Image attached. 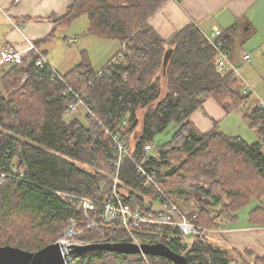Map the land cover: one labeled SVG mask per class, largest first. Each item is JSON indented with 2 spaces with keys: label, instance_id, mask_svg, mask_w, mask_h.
Returning <instances> with one entry per match:
<instances>
[{
  "label": "trees",
  "instance_id": "trees-1",
  "mask_svg": "<svg viewBox=\"0 0 264 264\" xmlns=\"http://www.w3.org/2000/svg\"><path fill=\"white\" fill-rule=\"evenodd\" d=\"M165 1L72 0L69 21L85 16L88 34L129 45L128 54L102 76H96L83 59L63 78L65 84L51 81V70L37 68L33 53L4 75L0 82V246L36 252L53 244L72 217L81 224L82 198H105L113 184L111 162L116 149L104 128L120 133L128 145L131 159L119 171L118 187L128 191L122 197L132 208L143 207L149 197L132 159L140 158L150 145L155 146V154L144 168L155 174L176 205L186 200L199 203L194 213L200 225L209 216L205 208L223 203V196L230 202L223 209L233 213L264 190V109L257 106L245 114L259 138L251 143L216 130L199 134L193 128L190 116L207 99L227 110L240 107L248 96L230 87L237 77L216 67L213 47L194 25L167 43L148 28L146 21ZM67 88L80 94L103 127L88 118L84 123L63 120L74 101ZM169 127L170 141L155 145V137ZM214 147L220 151L216 153ZM208 154L211 159L203 160ZM168 161L171 167L166 169ZM179 173L180 179L200 176L204 185L174 190L169 183ZM256 225H264V218ZM101 227L109 230L107 225ZM151 229L141 227L143 244L161 242L172 252L185 255L186 264L232 262L229 253L201 240L182 247L176 231L173 237L162 234L148 241L144 236ZM116 230L114 243L130 241L121 229ZM106 257L115 264L141 263L139 254L95 251L75 257L69 264H108ZM147 259L151 264H172L164 257ZM252 264H264V256Z\"/></svg>",
  "mask_w": 264,
  "mask_h": 264
},
{
  "label": "crops",
  "instance_id": "crops-1",
  "mask_svg": "<svg viewBox=\"0 0 264 264\" xmlns=\"http://www.w3.org/2000/svg\"><path fill=\"white\" fill-rule=\"evenodd\" d=\"M71 4L72 0H0V51L5 47L23 50L26 43L31 42L46 58L49 64L47 69L51 70L52 75L56 72L63 81L57 80L65 84L63 78L75 70L83 59H87L84 54L89 56L88 49L90 47L102 46L104 48L112 46V53L108 56V60L104 62V65L122 52L125 46L128 49L129 45L127 43L118 40L99 39L88 34L89 22L85 16L69 21L67 11ZM81 19L86 21H78ZM77 23L82 25H75ZM146 24L166 43L177 33L182 32L188 26L194 25L211 46V41L221 44L232 65L238 68L239 77L236 81L231 82L230 87L239 90L248 98L240 107H230L227 110H224L214 99H207L202 107L195 110L190 116V122L199 134H207L216 130L226 135L220 128H223L227 122H232V114L240 118V120L238 119L239 122L243 119L248 123L245 118L246 113L257 106L264 109V0H166L146 21ZM74 27L84 31L85 39L77 38ZM216 30H220L221 35L214 39ZM67 31L73 34H65ZM57 34L63 35L67 50L73 48L79 50L80 60L77 55L71 53L72 51H60L57 54L58 43H50ZM88 36L95 38V41ZM46 45L48 50L43 49ZM98 55L102 56L100 52H98ZM245 56H249V58L244 59ZM86 61L96 75L99 72L94 70L104 67V65H101V68L97 69L96 66H93L94 62L88 59ZM62 65H64L63 70L58 71L57 68L63 67ZM11 68L12 66L9 65H0V82ZM66 113L67 110L63 115V120L66 123L75 119L84 123L83 120L88 118L83 108L73 114L66 115ZM249 128L257 134L256 128L250 126ZM245 141L249 143V140ZM150 146L154 150L156 149L154 145ZM125 192L128 193V191ZM146 192L151 199L146 200L143 207L133 209L143 210L146 204L154 209L158 207L155 202V193L152 191ZM121 195L123 194L121 193ZM224 197L223 203L215 207L207 206L205 208L209 210L208 219L203 220L204 225H199L212 233L214 232V235H210L206 239V243L220 249H230V251L243 258L244 262L241 260L242 264H252L255 258L264 256V225H244L238 228L236 226L229 227L228 221H226V224L212 225L215 223L212 217L213 211L219 208L223 209L224 206L230 204L227 198ZM225 200L228 202L226 203ZM196 204H199L196 200H186L183 203L180 201L177 206L179 205V209L184 214L189 215L190 213L195 214ZM237 211L239 210L233 212L231 216H226V219H237ZM228 212L230 211H226L224 214L228 215ZM79 213L82 221L80 208ZM98 216V212L93 214V217L99 221ZM217 227L224 231L223 235L222 233L220 235L215 233ZM210 239H212V242H210ZM193 240L197 239H190L188 241L190 245ZM181 242L183 244L182 240ZM180 255L184 256L183 254Z\"/></svg>",
  "mask_w": 264,
  "mask_h": 264
},
{
  "label": "built area",
  "instance_id": "built-area-1",
  "mask_svg": "<svg viewBox=\"0 0 264 264\" xmlns=\"http://www.w3.org/2000/svg\"><path fill=\"white\" fill-rule=\"evenodd\" d=\"M220 35L221 31L216 30L214 32V39H217ZM211 44L213 47L216 67L220 71H230L232 77H239L238 68L232 65L222 45L216 41H211ZM127 51L128 49L125 46L122 49V52L118 53L111 61H109L105 69L117 64L118 61L122 59L123 55L128 54ZM31 53L36 56L35 66L37 68H49V64L44 55H42L31 42L26 43V47L23 50H16L13 47H5L2 49L0 51V65L14 66L20 64L22 63L24 57ZM247 58H249V56L244 57V59ZM105 69L100 71L96 76H102ZM56 79L63 81L62 78L54 72L50 77V80L55 81ZM24 80L25 79H23V81ZM67 92H71L73 94L74 101L69 104L66 115L73 114L79 108H83L85 110V114L90 120L102 126L96 115L84 104L80 94H76L70 89H67ZM104 131L116 149L114 160L111 162L114 167L112 187L109 193L102 200L98 197L94 199L82 198L80 200L79 208L83 219L81 222L82 224H79L76 218H71L65 231V238L77 241V235L81 233V230H78L81 228L79 225H84V228L91 229L99 228L101 224H104L111 227V233L107 239L102 238L94 241L97 244L103 242L112 243V237L114 236L113 234L116 233L117 228L119 230L121 229V231L130 238V243L139 246L144 243L142 240V231L140 230L143 226L151 227L153 229L147 232V235L149 236L143 235L144 237H148L146 238L148 241H155L158 238V235L162 234L168 237H173V231H176L182 239L184 248L191 247L190 243L186 240L187 237L204 241L205 239L198 238L210 233L211 231L201 227L196 222V214H193L188 218L187 215L184 214L172 201V199L165 194L160 187L155 174L144 168L145 162L155 154V150L151 146H147L143 150L140 158L132 160L135 165L136 175L141 181V187L145 191H152L155 193V202L158 204V207L154 209L149 204H146L145 209L143 210L133 209L124 201L118 187V176L124 162L127 159H131V155L128 150V145L120 133L106 128H104ZM98 208L100 209L98 213L99 221L93 217V214L98 212ZM63 244L65 245L66 242L63 241ZM73 244L80 245L84 243L74 242ZM64 245H61L63 252V247H65ZM139 255L142 259L140 264H150L146 255Z\"/></svg>",
  "mask_w": 264,
  "mask_h": 264
},
{
  "label": "rangeland",
  "instance_id": "rangeland-1",
  "mask_svg": "<svg viewBox=\"0 0 264 264\" xmlns=\"http://www.w3.org/2000/svg\"><path fill=\"white\" fill-rule=\"evenodd\" d=\"M78 21H86V20L85 19H81V20H78ZM75 25H82V24H78L77 23ZM74 28L76 29L74 33L77 36V38H84L85 37L84 36V31L79 30L78 27H74ZM69 33L73 34L72 32H69V31L65 32V34H69ZM88 37H90L91 40L95 41V38H93L92 36H88ZM50 43H58L59 48L57 49V54H59L60 51H72L71 53H73L74 55H77V58L79 57V60L81 59L80 55H79V50L74 49V48L71 49V50H67L66 44L63 41V35L57 34L51 40ZM113 43H115V42H113ZM43 49L44 50H48V46L46 45L45 47H43ZM88 52H89V56L84 54L86 56L85 58H87L88 60H91L92 62H94L93 66L94 67L96 66L95 68L99 69V68H101L100 67L101 65L102 66L104 65V62L106 60H108L107 59L108 56L112 53V46L110 45V46H106L104 48H102V46H98V47L94 46L93 48L90 47L88 49ZM98 52H100L102 54V56H99ZM89 57H90V59H89ZM108 62L109 61H107L105 63L106 65H104L103 68H101L99 70L95 69L94 71L95 72L102 71L103 69H105L107 67ZM62 66L63 67H61V66L58 67L57 70L58 71L63 70L64 65H62ZM78 110H80V108ZM240 110L244 111L242 109H240ZM82 119H84V117H82ZM238 119L240 120V118H238V116L232 114V116H231V121L232 122H227V124L223 128H220V130H222V132H224L226 135H233V136H239V137L241 136L242 139L249 140V142L250 141H252V142L256 141L258 139L257 134L250 130L249 125H248L247 122H245L243 119L241 120V122H239ZM83 121L85 122V119ZM171 137H172V127H169L164 134H161V135H158V136L155 137L154 144L161 146V145L165 144L166 142L170 141ZM213 149L211 150V152H209V154L211 153L210 155H212ZM219 151H220V149L215 148V152L216 153H218ZM209 154L204 156V158L203 157H198L196 159L203 158V160H209V159H211ZM181 161L182 160L178 159V163H180L179 167H181V165H182ZM170 167L171 166H169V161H168V163L166 164V169H168ZM13 172L16 174L17 173V169L13 168ZM99 172L101 174L105 175V170L104 169H100ZM180 177H181V174L179 173V176H175L176 180H171L170 181L169 185L172 187V189H174V190H182V191H189V189H191L192 186L202 187L204 185V183H203L204 181L201 180L200 176H197V175L193 174V176L191 178L188 176V179L185 176L182 177V179H180ZM119 191L122 192L123 195H127L128 194L127 192H125L124 188H122ZM148 199H151V197L149 196L147 198V200ZM225 202L227 203L228 201L225 200ZM263 208H264V190L262 189V190H259L258 193H257V196H254L253 198H251L245 206L238 207V210L240 212L239 211L236 212L237 213V215H236L237 219H232V220L226 219V216H231V214H233V213L228 212V215H225L224 213L226 211H224L221 208L215 209V211H213V213H212V217L214 218L213 219V221L215 222L214 224H219V223L226 224V221H228L229 222V225H228L229 227L236 226V227L239 228V227L244 226V225H256V224L261 223V219L264 218V215H263L264 214V209ZM217 213H218V215H217ZM258 214H261V215H258ZM255 217H257V219ZM79 226L81 228H79L78 230H81V233L77 235V241L69 240L68 238H65V231L67 229V226H66V228L64 229L62 234L56 239V241L54 243H58L60 245V247H61V245H64L63 241H65L66 244L64 246L66 247V250H67V248L69 246H85V245H88V244H97L94 241H96L98 239H102V238H106L107 239L108 236L111 233V231H109L111 229V227H109V230H108V229H103L102 227L101 228L86 229V228H84L85 227L84 225H79ZM90 230H93V231H90ZM77 233H79V232H77ZM215 233H217L218 235H220V233H222V235H223L224 231L221 230L220 227H217ZM210 235H214V232L213 233L212 232L207 233L204 236L199 237L198 239H205L204 242H206V239H208V237ZM190 239H191V237H187L186 238L187 241H190ZM74 242H81V243H84V244L76 245V244H73ZM210 242H212V239H210ZM128 243H130V242H128ZM98 244H107V242L98 243ZM221 250L226 251L227 253L230 254V259H232L231 260L232 261L231 264H242L244 262V260H243V258L241 256L239 257L233 251H230V249H226V250L225 249H221ZM61 253H62V256L66 258L65 260L68 261L66 264L71 263V261L75 258V257H73V255H68L67 251L63 252L62 248H61ZM184 257H185V255H184ZM105 260L108 262V264H115L114 262H112L109 259V257H106ZM150 264H151V262H150ZM153 264H159V263H153Z\"/></svg>",
  "mask_w": 264,
  "mask_h": 264
},
{
  "label": "water",
  "instance_id": "water-1",
  "mask_svg": "<svg viewBox=\"0 0 264 264\" xmlns=\"http://www.w3.org/2000/svg\"><path fill=\"white\" fill-rule=\"evenodd\" d=\"M171 51L166 53L164 67L167 65ZM110 251L120 254H144L168 259L172 264H186V259L180 254L172 252L164 244H141L118 242L107 244H88L85 246H69L68 255L79 257L88 252ZM68 261L62 256L58 243L50 244L36 252H29L12 246H0V264H66Z\"/></svg>",
  "mask_w": 264,
  "mask_h": 264
},
{
  "label": "bare ground",
  "instance_id": "bare-ground-1",
  "mask_svg": "<svg viewBox=\"0 0 264 264\" xmlns=\"http://www.w3.org/2000/svg\"><path fill=\"white\" fill-rule=\"evenodd\" d=\"M63 250H64V252L66 251V248L65 247H63ZM65 258V257H64ZM66 259V258H65Z\"/></svg>",
  "mask_w": 264,
  "mask_h": 264
}]
</instances>
